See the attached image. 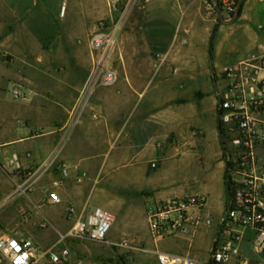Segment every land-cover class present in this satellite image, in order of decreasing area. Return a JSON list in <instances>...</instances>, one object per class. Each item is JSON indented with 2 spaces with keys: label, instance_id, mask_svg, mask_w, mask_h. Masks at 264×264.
<instances>
[{
  "label": "crops",
  "instance_id": "obj_1",
  "mask_svg": "<svg viewBox=\"0 0 264 264\" xmlns=\"http://www.w3.org/2000/svg\"><path fill=\"white\" fill-rule=\"evenodd\" d=\"M61 2L0 0V236L27 238L40 248L66 246L71 264H103L97 241L60 243L59 235L94 206L107 209L112 221L125 207L121 237L102 243L134 241L137 248H120L145 264H159L155 250L205 259L228 198L216 113L219 73L264 54V0H239L230 22L218 21L211 0H118L115 7L109 0H67L68 21ZM127 2L117 80L96 87L72 124L92 67L88 33L100 20L118 18ZM13 82L22 99L9 97ZM54 152L67 174L56 166L19 193L24 173ZM12 154L19 169L8 164ZM194 192L206 196L212 225L153 240L145 205Z\"/></svg>",
  "mask_w": 264,
  "mask_h": 264
},
{
  "label": "built area",
  "instance_id": "obj_2",
  "mask_svg": "<svg viewBox=\"0 0 264 264\" xmlns=\"http://www.w3.org/2000/svg\"><path fill=\"white\" fill-rule=\"evenodd\" d=\"M118 0H109L115 7ZM222 15L230 17L239 0H216ZM122 14L110 22L100 20L88 33L87 45L92 52V67L88 80L76 104L70 123L75 124L87 101L98 86H110L117 80L113 54L123 24ZM217 15L216 9L211 5ZM219 76L217 90V121L219 127L224 182L229 190L226 206L218 218L217 227L205 259L188 254H172L155 250L159 264H264V54H252L225 65ZM12 96L22 99L24 92L17 82L11 84ZM8 164L20 168L18 157L12 154ZM61 176L67 169L57 161L54 152L47 160L24 173L25 182L17 191L25 194L34 179L54 167ZM151 166H155L154 162ZM58 182H55L57 184ZM52 203L58 202L55 192L49 193ZM144 217L153 240L173 235H194L200 228L213 223L203 193L153 199L145 205ZM113 217L101 207L75 219L59 242L68 239L106 241ZM250 245L249 253L242 245ZM118 247L137 248L129 240L114 243ZM71 264L69 249L63 245L40 248L32 240L17 236H0V263L4 264Z\"/></svg>",
  "mask_w": 264,
  "mask_h": 264
},
{
  "label": "rangeland",
  "instance_id": "obj_3",
  "mask_svg": "<svg viewBox=\"0 0 264 264\" xmlns=\"http://www.w3.org/2000/svg\"><path fill=\"white\" fill-rule=\"evenodd\" d=\"M63 4V12H62V20L68 21L70 19V13H69V5H67V0H61ZM60 2L56 1V12L58 10V4ZM65 8H67L65 10ZM132 9L129 13H127L124 23H128V18L131 16ZM64 13L66 15L64 16ZM226 17V16H225ZM118 42V40H117ZM117 54V43L113 54V65H115V58ZM11 85L9 84L7 91L9 94V97H12L11 93ZM14 98V97H13ZM127 208H123L119 211V215L116 216L114 221L111 222L110 229L107 233L106 239H118L121 237L122 234V224L124 222V218L126 215ZM95 242V241H94ZM133 244L134 241H131ZM96 249L99 251L100 259L102 260L103 264H145L142 258L136 257L134 255L135 253L130 250H125L123 248H120L115 245H106L102 242H96ZM242 245L246 248V251L249 253L250 245H246L244 242H242ZM108 249L109 255L105 254V251Z\"/></svg>",
  "mask_w": 264,
  "mask_h": 264
},
{
  "label": "water",
  "instance_id": "obj_4",
  "mask_svg": "<svg viewBox=\"0 0 264 264\" xmlns=\"http://www.w3.org/2000/svg\"><path fill=\"white\" fill-rule=\"evenodd\" d=\"M211 2L213 4L214 8L216 9L219 22L220 21H228V22H230V21L234 20L239 14V5H240L239 2H238V5H237V8H236L235 12L229 18H225L222 15L221 9H220L219 5L217 4L216 0H211Z\"/></svg>",
  "mask_w": 264,
  "mask_h": 264
},
{
  "label": "trees",
  "instance_id": "obj_5",
  "mask_svg": "<svg viewBox=\"0 0 264 264\" xmlns=\"http://www.w3.org/2000/svg\"><path fill=\"white\" fill-rule=\"evenodd\" d=\"M226 192H227V196L229 195V190H228V188L226 187Z\"/></svg>",
  "mask_w": 264,
  "mask_h": 264
}]
</instances>
